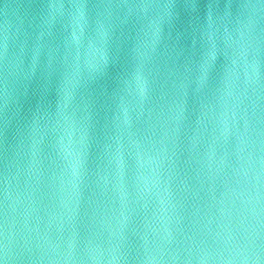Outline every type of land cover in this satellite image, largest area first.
Wrapping results in <instances>:
<instances>
[{"label": "water", "instance_id": "95a60500", "mask_svg": "<svg viewBox=\"0 0 264 264\" xmlns=\"http://www.w3.org/2000/svg\"><path fill=\"white\" fill-rule=\"evenodd\" d=\"M74 2L0 0V264H262L264 0Z\"/></svg>", "mask_w": 264, "mask_h": 264}, {"label": "snow or ice", "instance_id": "6c2138e0", "mask_svg": "<svg viewBox=\"0 0 264 264\" xmlns=\"http://www.w3.org/2000/svg\"><path fill=\"white\" fill-rule=\"evenodd\" d=\"M188 7H194L193 4H188L187 5ZM52 7H55V5H53ZM72 8L76 9L78 12H80V16H83V12H81L80 10L82 9H85L88 7V5L86 3H82L80 2V0H76V2H74L72 5H71ZM262 107V111H264V103H262L261 105ZM79 162H77L78 164ZM68 247L70 248L71 247V241L69 240L68 241ZM262 264H264V262H262Z\"/></svg>", "mask_w": 264, "mask_h": 264}]
</instances>
